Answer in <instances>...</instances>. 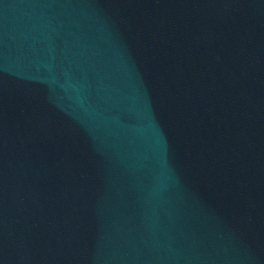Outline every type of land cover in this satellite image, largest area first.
<instances>
[{
    "label": "water",
    "instance_id": "obj_1",
    "mask_svg": "<svg viewBox=\"0 0 264 264\" xmlns=\"http://www.w3.org/2000/svg\"><path fill=\"white\" fill-rule=\"evenodd\" d=\"M0 264H264V0H0Z\"/></svg>",
    "mask_w": 264,
    "mask_h": 264
}]
</instances>
